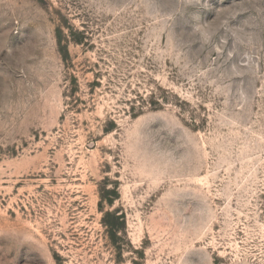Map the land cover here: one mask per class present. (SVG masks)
Listing matches in <instances>:
<instances>
[{
  "label": "rangeland",
  "instance_id": "obj_1",
  "mask_svg": "<svg viewBox=\"0 0 264 264\" xmlns=\"http://www.w3.org/2000/svg\"><path fill=\"white\" fill-rule=\"evenodd\" d=\"M0 264H264V0H0Z\"/></svg>",
  "mask_w": 264,
  "mask_h": 264
}]
</instances>
